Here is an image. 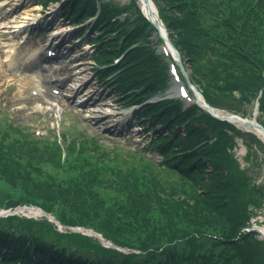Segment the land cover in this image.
I'll use <instances>...</instances> for the list:
<instances>
[{
    "label": "trees",
    "instance_id": "obj_1",
    "mask_svg": "<svg viewBox=\"0 0 264 264\" xmlns=\"http://www.w3.org/2000/svg\"><path fill=\"white\" fill-rule=\"evenodd\" d=\"M153 1L203 100L242 116L257 102L256 119L264 127V0ZM98 5L97 13L94 0L61 8L74 22L95 14L91 26L103 32L93 39L101 42L92 54L96 76L112 73L122 105L161 95L170 85V57L160 50L156 29L135 0ZM137 114L161 128L152 141L160 162H132L87 136L37 138L0 125V182L21 193H1L3 207L37 205L62 225L92 229L124 248L60 233L45 218L10 215L0 217V262L264 264V244L247 230V180L232 150L236 138L259 143L254 134L178 98L143 103Z\"/></svg>",
    "mask_w": 264,
    "mask_h": 264
},
{
    "label": "rangeland",
    "instance_id": "obj_2",
    "mask_svg": "<svg viewBox=\"0 0 264 264\" xmlns=\"http://www.w3.org/2000/svg\"><path fill=\"white\" fill-rule=\"evenodd\" d=\"M117 4L124 5L128 4L130 0H112ZM42 0H0V24L11 22H16L19 20V17L26 12L25 10H30L33 8V13L38 14L40 10L39 3ZM136 5L139 6L138 0H135ZM154 7L157 9L156 3L152 0ZM63 6V5H62ZM61 6V8H62ZM54 9V15L57 14L58 11L57 5L50 6ZM60 8V9H61ZM62 11V10H61ZM35 15V16H36ZM33 15L30 14L29 17ZM58 16V15H57ZM28 17V18H29ZM27 18V19H28ZM26 19V20H27ZM96 19V18H95ZM94 19V21H95ZM26 21L25 19H23ZM59 29L60 37L64 34V40L70 39V20L67 16L60 17ZM93 21V22H94ZM54 22H58L57 18H53L52 24ZM88 24V22H87ZM89 25V24H88ZM92 25V23H91ZM38 28H34L33 31H37ZM102 31L98 30L95 27H89L87 29L86 34H83L76 42L68 43L70 49V56H78V66L83 69L82 74L77 78H74V82H78L79 80L84 81L86 89H91L95 82L94 70L96 69L93 64L92 54L96 49L95 46L97 42L93 41L94 38L99 36ZM166 38L169 37L168 30L164 35ZM41 37H32L30 41L26 40L23 44L19 42L18 34H8L2 35L0 33V125L2 128L6 127L7 123H11L14 127H17L20 131L24 133H30L32 136L37 138H48L50 136L58 137L59 140L61 137L66 136L67 141H71L76 136H87L89 138H93L101 149H104L108 152H116L122 158H131L132 162L137 163L140 160L150 159L155 162L161 161V156L159 155V150L156 147H149L150 141L156 137L159 132H161L160 127H156L152 131L146 130L143 133L139 131L130 130L126 134H120L117 130L111 129L109 131L102 124V120H100V124L94 123L92 117L89 116H99V113H81L76 114L73 111L64 107L61 103L52 98L54 96L51 94L50 89L54 86L46 85L44 83H39L42 80V77L37 76L32 73H28L23 69L15 67L14 71L11 69V65L15 63V65L20 64V60L22 55L37 45V42ZM64 41V44H66ZM69 42V41H68ZM72 42V41H70ZM91 42L90 44H88ZM152 43H156V38H153ZM14 48L13 52L11 50ZM12 57V58H11ZM177 59V58H176ZM178 60V59H177ZM181 62V60H180ZM183 63V62H182ZM180 63V65L182 64ZM177 67L179 68V62H175ZM72 65V64H71ZM69 63L65 66H71ZM56 66V65H55ZM183 71L182 73L178 69L176 74L179 79L175 82L181 83L185 88V97L183 101L184 104L192 103V90L188 87L186 83V76L188 77L190 69L187 64H182ZM56 71V72H55ZM54 76L65 77L67 75H72L73 72L71 69H63L62 71L55 70ZM174 78V76H173ZM110 81V78L108 79ZM109 83H104L106 85H101L100 89H95V93L93 95L96 97L98 94V98L102 97L105 102L109 104H114L118 106L120 103L119 98L121 95L117 94L114 90L113 85ZM84 86V87H85ZM173 86L166 95V97H177V89L179 86L176 84H170V87ZM192 88V87H191ZM90 90V92H92ZM85 91V89L83 90ZM89 91V90H88ZM164 94L158 95L160 99ZM56 97V96H55ZM234 97H238V94L234 93ZM58 99V97H57ZM93 99V98H92ZM98 100L96 102H100ZM103 101V100H102ZM236 104V103H235ZM119 107V106H118ZM240 107V106H239ZM215 108V107H213ZM217 111L221 113V115L228 114H236L228 112L225 109L215 108ZM214 109V110H215ZM255 110L247 107L245 110V115L242 116L240 114H236L237 116L251 119L253 117V112ZM258 115L257 109L256 114L254 116L255 120ZM264 117V115H263ZM240 130L244 132H249L254 134L255 138L258 139V142H254V140L246 136L245 138H236L234 147L232 148L235 161L238 164V168L243 171L244 177L247 180L246 193L248 201V208L250 211L249 218V228L250 232H256L255 237L260 239L264 244V239L260 237L257 229L264 227V140L259 136L257 132H255L251 127L248 126H237ZM163 132V131H162ZM164 134V132H163ZM210 140V139H209ZM171 142L166 143L164 146L169 145ZM144 159V160H145ZM159 172V170H157ZM250 188L252 189L251 193H249ZM10 190V195H20V192H16L15 190H11L5 184L0 182V194L7 193ZM246 195V194H245ZM1 198V195H0ZM3 204H0V212L4 213L5 210L3 208ZM254 203H257L256 205ZM21 205L11 206L13 208ZM38 207V206H36ZM56 210L55 208H53ZM7 210V209H6ZM58 211V210H57ZM22 219H33L35 221H42L43 216L41 212L35 211V209L31 210H18L16 212ZM51 216L50 214H48ZM32 217V218H30ZM53 217V216H52ZM50 221L56 231L60 233H66L67 231H71L72 228L67 230L65 225H55L53 221ZM84 230V229H82ZM86 235H90L88 231H84ZM202 250V249H201ZM0 264H9V263H1Z\"/></svg>",
    "mask_w": 264,
    "mask_h": 264
},
{
    "label": "water",
    "instance_id": "obj_3",
    "mask_svg": "<svg viewBox=\"0 0 264 264\" xmlns=\"http://www.w3.org/2000/svg\"><path fill=\"white\" fill-rule=\"evenodd\" d=\"M148 21L152 25H154L149 19H148ZM195 102L199 107L206 110L210 115H212L213 117H215L217 119L226 120V121H229L231 123H233V122L240 123L244 126L251 127L255 132L261 133L264 136V127L262 125H260L259 123H257L255 118H254V116L256 114L257 103L255 104V110L253 112V117L251 119H247V118H242L240 116H237L235 114H228V115H221L220 114L219 115V114L214 113L213 109L211 107L206 105L204 102L198 101L197 92H195ZM27 208H29V207L28 206H21V207L15 208V210L27 209ZM39 210L45 217H47L48 220L53 221L55 225H60L53 217L44 214V211L42 209H39ZM8 212L9 211H5L4 213H0V215H6V214H8ZM251 229L252 228H249V230H251ZM73 230L78 231V232H82V233H85L84 231H88V233L94 235L103 246L111 247V248H118L115 245H113L111 242L107 241L106 239H104L103 237H101L99 234H97L96 232H94L91 229L81 230L79 227L76 226V227H73ZM257 231L259 232V234H262L260 229H257Z\"/></svg>",
    "mask_w": 264,
    "mask_h": 264
},
{
    "label": "bare ground",
    "instance_id": "obj_4",
    "mask_svg": "<svg viewBox=\"0 0 264 264\" xmlns=\"http://www.w3.org/2000/svg\"><path fill=\"white\" fill-rule=\"evenodd\" d=\"M138 2H139V6H140V8L142 10V13L154 24L155 29L158 28V30L164 34V32H163L164 31V29H163L164 27L160 23L159 16H158L157 11H156L154 5L152 4V2L150 0H138ZM33 10H34L33 8H31L30 10H25L26 12H24L19 17V20L14 22V23H16L15 27L22 26L23 25L22 21H24L23 19L26 20L30 16V14L33 15V16H31L33 18L36 15V13L32 14ZM55 32H58V31H55ZM75 71H76V74H74L75 76H73V77H77L78 78L82 74L83 69L78 66V67H76ZM73 77L72 76L67 77L65 79H62V81H63V83L72 82L73 81ZM200 102H202L201 98H200ZM96 109L97 110H99V109L104 110L106 108L105 107L104 108L96 107ZM213 112L216 113V114H219V115L221 114L219 111L214 110V109H213ZM92 119L94 120V123H97V124L99 123L100 124V122H101L98 117H92ZM233 123H234V125L236 127L237 126H243L240 123H236V122H233ZM258 134L264 140V136L261 133H258ZM261 232H262V234H260V237L264 239V227L261 228Z\"/></svg>",
    "mask_w": 264,
    "mask_h": 264
}]
</instances>
